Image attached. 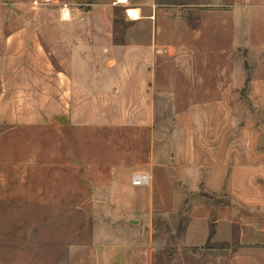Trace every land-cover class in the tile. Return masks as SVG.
I'll list each match as a JSON object with an SVG mask.
<instances>
[{"label":"crops","instance_id":"crops-1","mask_svg":"<svg viewBox=\"0 0 264 264\" xmlns=\"http://www.w3.org/2000/svg\"><path fill=\"white\" fill-rule=\"evenodd\" d=\"M125 2L115 0L108 6ZM128 9L141 11L139 6ZM67 10L70 17L72 11ZM132 20L138 23H131L124 34L114 30L116 23H96L99 30L91 36L85 30L89 23H70L81 30L65 36V65L60 68L53 63L51 53L46 54L38 36L8 37L14 44L23 45L22 55H17L18 60L23 57V63L17 68L14 90L33 92L34 98L8 101L3 110L0 105V202L30 206L43 202L49 206V213H57L56 206L71 210L74 205L86 203V192L91 187L107 191L106 196H95L96 203L117 207L125 204L129 210L121 212L119 207L118 213L110 216L122 220L126 214H138L131 209L141 205L140 218L152 220L153 188L178 189L171 200L161 197L162 203L170 205L162 211L163 216L182 214L187 193L179 189H194L199 190L193 201L195 208L203 209L204 217L215 224V208L207 200L217 188H225L232 196V174L237 170L233 160L240 155L234 152L230 115L233 72L224 63L230 58L232 46L218 54L214 44L215 29L233 28V23H196L198 29L189 30L193 27L189 23L158 21L156 11L150 14V23H139V13ZM246 24L248 30L250 23ZM24 28L29 32L30 27ZM256 28L258 35L263 33L257 42L264 43V20ZM219 58L225 66L213 67ZM263 69L264 58L252 80L257 95L262 97ZM259 105L264 106V99ZM158 124H174L175 134L181 136L166 140L160 136L166 142L160 151L154 136V125ZM245 136L242 133L244 140ZM125 141L128 145L123 148L121 143ZM169 141H178L190 165L182 178L178 166L174 167L180 164V154L173 144L169 149ZM244 153L250 156L251 150L244 147ZM204 157L206 160L201 161ZM137 173H146L149 183L133 185L131 178ZM201 189L205 193H200ZM229 205L232 208V202ZM58 214L48 220L55 223L71 217V212ZM248 227L240 230L239 245H260L264 230ZM105 234L98 229L94 232L95 242L88 244L73 245L70 239L64 247V264L121 261L118 249L127 251V245L110 243ZM227 234L216 231L209 236L217 243L232 238ZM23 235L28 238L23 243L17 241L16 264H36V231L27 229ZM48 235L52 239L37 252L43 253L45 264H56L51 255L56 246L55 228ZM3 237L1 244H13ZM133 252L127 264H135L138 257ZM139 257L140 264L151 262L146 252ZM226 264L262 263L252 253H236L228 257Z\"/></svg>","mask_w":264,"mask_h":264},{"label":"rangeland","instance_id":"rangeland-1","mask_svg":"<svg viewBox=\"0 0 264 264\" xmlns=\"http://www.w3.org/2000/svg\"><path fill=\"white\" fill-rule=\"evenodd\" d=\"M114 1L0 0L2 110L5 109L4 105L6 106L8 101L34 98L33 92L21 93L14 90L18 84L16 71L23 63V57L19 56L18 60L17 55H22L23 45L14 44L13 40L8 38L11 35L38 36L46 54L51 53L53 63L60 68L65 65V36L74 35L81 30L76 27L77 24L70 23H89L85 30L90 36L99 30L95 26L96 23H116L114 30L118 34H124V31L132 27L131 23H138L128 16L127 8L141 7L138 13L142 22L139 23H150L148 18L154 11L158 21L189 23L193 26L189 30L198 29V23L222 25L233 23V28L215 29L217 34L214 43L218 54L222 53L226 46H232L229 60L224 61L233 72V101L230 115L233 118L234 152L240 153L233 160V167L237 170L232 174V196L225 192V188H217L215 193L210 195L211 200L207 202L210 201L214 205L212 207L215 208V224L204 217L203 212L201 213L203 209L195 208L196 204L193 201L194 197L198 196L196 191L199 190L194 189H179L187 193L181 209L182 214L163 216L162 211L170 209L168 208L170 205L162 203L161 197L167 196L171 200L178 189L153 188L152 220L140 218L141 205H128L133 206L131 211H136L138 214H126V218H120L122 220L110 216V213H118L119 209L121 212L129 210L126 209L125 204L119 205V208L110 203H96L97 195L106 196L107 191L91 187L86 192V203L74 205L71 210L56 206L57 213H49V206L43 202L31 206L19 202H0V236L13 242V244L0 242V264H16L17 260L14 256L18 251L17 241L23 243L28 238L22 236L27 229L36 231V264H45L43 253L37 251H41L40 249L49 239H52L48 232L53 228L56 230V235L53 237L56 246L51 255L56 258V264H64V247L70 244V239L73 245L93 243L96 240L94 232L98 229L106 233L104 238L109 239L110 243L115 241L117 244H126L130 247L129 249L126 246L127 251L124 250L125 248L118 249L123 257L121 261L112 264H127L131 250H134L133 253L138 257L135 264L142 262L139 256L145 255V252L148 254L147 259L151 261L149 264H226L228 257L236 253H252L264 264V240L260 245H251V248L240 246L237 240L240 230L243 228L247 230L248 225L264 230V106L259 105L264 97L257 95L256 86L252 84L258 65L264 58V43L257 42V38L263 36V33L261 31L258 35L256 28L257 23H262L264 20V0H127L124 5L119 3L112 7L108 6ZM67 7L72 11L70 17ZM246 23H250L248 30ZM25 26L30 27L29 32H24ZM247 35L251 36L253 41L249 40ZM201 63L204 65L203 61ZM224 63L219 58L213 67H224ZM262 72L264 73V69ZM174 127V124L154 125V136L157 135L155 146L159 151L161 145L166 144L161 141L160 136L164 135L165 140L177 136ZM242 133H246V140L243 139ZM180 137L177 136L178 139ZM172 144L178 155L180 154L177 156L180 164H175L174 167L178 166V173L182 178L183 171L190 165L185 162L181 153L182 146H179L178 141H169V149ZM127 145V141L121 143L123 148ZM244 147L251 150L250 156L242 154ZM203 160H206V157L201 158V161ZM228 176L227 173V179ZM200 191L205 193L203 189ZM231 202L232 208L228 207ZM60 212L63 215L71 212V217L58 219L55 223L48 220L49 216L55 214L58 216ZM36 214L43 218L38 219ZM24 215L26 218H23ZM216 231L219 234L224 232L231 234L232 238L213 243L209 235L212 236ZM204 235L206 237H203Z\"/></svg>","mask_w":264,"mask_h":264},{"label":"built area","instance_id":"built-area-1","mask_svg":"<svg viewBox=\"0 0 264 264\" xmlns=\"http://www.w3.org/2000/svg\"><path fill=\"white\" fill-rule=\"evenodd\" d=\"M131 183L137 186H144L149 183V176L146 173L134 174L131 178Z\"/></svg>","mask_w":264,"mask_h":264},{"label":"bare ground","instance_id":"bare-ground-1","mask_svg":"<svg viewBox=\"0 0 264 264\" xmlns=\"http://www.w3.org/2000/svg\"><path fill=\"white\" fill-rule=\"evenodd\" d=\"M117 2H121V3H124L126 0H116ZM127 14L128 16L131 18V19H136L137 16H138V13L136 10H133V9H128L127 10Z\"/></svg>","mask_w":264,"mask_h":264}]
</instances>
